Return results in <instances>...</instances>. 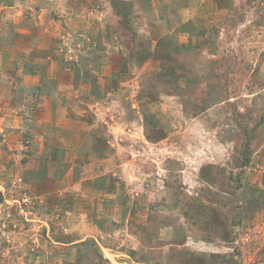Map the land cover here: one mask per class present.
<instances>
[{
    "label": "rangeland",
    "instance_id": "rangeland-1",
    "mask_svg": "<svg viewBox=\"0 0 264 264\" xmlns=\"http://www.w3.org/2000/svg\"><path fill=\"white\" fill-rule=\"evenodd\" d=\"M6 64L0 264H264V0H0Z\"/></svg>",
    "mask_w": 264,
    "mask_h": 264
},
{
    "label": "crops",
    "instance_id": "crops-1",
    "mask_svg": "<svg viewBox=\"0 0 264 264\" xmlns=\"http://www.w3.org/2000/svg\"><path fill=\"white\" fill-rule=\"evenodd\" d=\"M8 52L11 53L12 51L10 49H8ZM9 53L7 55H9ZM14 69H15V67L14 66L11 67V64L10 65L6 64L4 67H0V86H1V88H3V87L7 88L8 87V85L11 82L10 78H11V76H13L12 74H13V70ZM32 77H33L32 74H24V78L25 79H27V78L31 79ZM0 90H2V89H0ZM5 103L6 102L4 101L3 105L7 104V103L6 104ZM12 108L15 110L14 107H12ZM7 116H11V115H7ZM7 116H3L2 118L5 119V120L9 119V118H7ZM84 136H86V133L84 134ZM108 181H110V179ZM83 183H84V179H79L77 181H74V183H72V185H75L76 187H78L77 190H81V189H79V186L81 184H83ZM34 184L37 185V184H40V182L39 183L37 182V184L36 183H34ZM46 184H47V189H48L45 192L46 195H43V196L39 197V198H42L43 200L45 199V201H43V204L50 206L51 203H52L51 202L52 200L55 201V200H57L59 198V199H62L64 201L63 204L66 207V209H67L66 211H68V213H70V211H74L73 209H74V207L76 205V201H77V199H79V194L77 193V195H75L76 194L75 192H77L76 189H72V186H69V187L64 186L63 188H58L59 183L56 182V181L51 182V181L47 180ZM84 195H83V197H84ZM82 198L79 199V201H80L79 203H81ZM46 200H48V201H46ZM82 203H86V202L82 201ZM53 204H56V203H53ZM51 209L53 210L54 208H51ZM68 238H70L69 243H73V242L75 243V242L81 241V240L72 241V237L71 236H68ZM73 238L76 239V237L74 235H73Z\"/></svg>",
    "mask_w": 264,
    "mask_h": 264
},
{
    "label": "built area",
    "instance_id": "built-area-1",
    "mask_svg": "<svg viewBox=\"0 0 264 264\" xmlns=\"http://www.w3.org/2000/svg\"><path fill=\"white\" fill-rule=\"evenodd\" d=\"M28 201V199H26Z\"/></svg>",
    "mask_w": 264,
    "mask_h": 264
}]
</instances>
